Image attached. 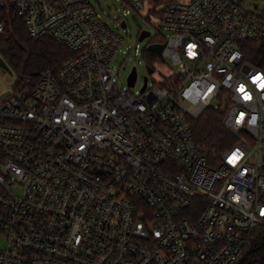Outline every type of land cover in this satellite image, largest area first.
I'll return each instance as SVG.
<instances>
[{
  "label": "built area",
  "instance_id": "2783aa9c",
  "mask_svg": "<svg viewBox=\"0 0 264 264\" xmlns=\"http://www.w3.org/2000/svg\"><path fill=\"white\" fill-rule=\"evenodd\" d=\"M120 1L121 26L161 12L147 48L175 66L158 81L146 60L139 92L93 0L15 1L74 55L0 100V264H236L264 228V70L243 51L264 0ZM211 106L236 136L214 163L192 126Z\"/></svg>",
  "mask_w": 264,
  "mask_h": 264
},
{
  "label": "trees",
  "instance_id": "16d2710c",
  "mask_svg": "<svg viewBox=\"0 0 264 264\" xmlns=\"http://www.w3.org/2000/svg\"><path fill=\"white\" fill-rule=\"evenodd\" d=\"M15 1H8L6 6L0 3V19L5 23L4 31L0 33V55L10 71L20 74L21 81L15 86L20 88L27 77H30L33 83L37 82L42 70H57L74 53L50 34L32 36L25 19L17 12ZM166 1L168 0H151L155 6ZM153 12L158 16L161 14L155 7ZM261 17L264 19V9ZM158 40L164 41L159 37ZM243 51L251 63L264 70V38L243 43ZM145 58L149 65H154L160 60L156 53L147 49ZM225 114L224 109L211 106L199 119L192 122L195 139L202 146L210 163H214L236 142V136L224 123ZM236 264H264L263 227L250 234V244Z\"/></svg>",
  "mask_w": 264,
  "mask_h": 264
},
{
  "label": "rangeland",
  "instance_id": "374dc122",
  "mask_svg": "<svg viewBox=\"0 0 264 264\" xmlns=\"http://www.w3.org/2000/svg\"><path fill=\"white\" fill-rule=\"evenodd\" d=\"M8 1L10 0H0V3L6 6ZM93 2L101 20L112 28L117 29L124 38L122 45L111 62L112 66L119 72L116 76L119 84L128 86V75L136 67L137 81L133 90L134 92H139L144 85V77L149 74V68L143 54L147 49L148 43L160 36V32L157 30L158 16L154 12L150 13L148 9L130 13L126 16L128 26L124 28L118 20L120 16H123L124 12V4L120 0H93ZM144 29L149 30L150 35L139 41V34ZM162 34H165V32H162ZM138 43H140L141 48L140 54L136 52ZM154 69L151 77L161 81L164 76L172 73L175 66H171L165 60L160 59L154 63ZM178 72L183 73L179 67ZM18 81H21L20 74L0 67V93L13 90ZM1 245H3V242H0V247Z\"/></svg>",
  "mask_w": 264,
  "mask_h": 264
},
{
  "label": "water",
  "instance_id": "95a60500",
  "mask_svg": "<svg viewBox=\"0 0 264 264\" xmlns=\"http://www.w3.org/2000/svg\"><path fill=\"white\" fill-rule=\"evenodd\" d=\"M122 25H123V27H126V22H123ZM149 35H150V31L144 29V30H142V32L140 34L139 40L140 41L141 40H144ZM164 45H165L164 43H153V44L149 45L147 49L150 50V51L156 52L162 59H164L163 58V48H164ZM0 67L5 68L7 70H10L8 64L1 57V55H0ZM149 71L151 72L152 70L149 69ZM136 79H137V70H136V68H133V71H132L131 75L129 76V82H130V84L133 85L135 83ZM146 82H147V78H145V84H144V86L146 85ZM9 92L10 91L7 90V91H4V92L0 93V100L2 98H4Z\"/></svg>",
  "mask_w": 264,
  "mask_h": 264
}]
</instances>
